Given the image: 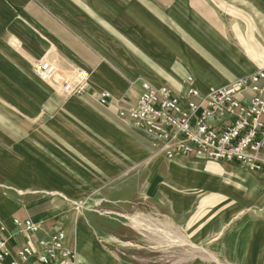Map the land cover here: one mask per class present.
Returning a JSON list of instances; mask_svg holds the SVG:
<instances>
[{
  "label": "crops",
  "instance_id": "obj_1",
  "mask_svg": "<svg viewBox=\"0 0 264 264\" xmlns=\"http://www.w3.org/2000/svg\"><path fill=\"white\" fill-rule=\"evenodd\" d=\"M177 46H182L184 81L180 90L173 88L175 93L188 78L206 94L263 69L264 0H0V236L12 259L25 246L39 253L38 240L53 229L46 224L44 231L31 235L15 226L12 215L24 221L28 214L11 201L7 189H63V175L44 166L43 143L51 147L53 142L78 141V136L71 138V121H77L86 132L75 150L83 161L94 163L96 158L85 136L103 139L107 127L121 144L118 151L130 161L100 169L97 180L89 173L86 183L74 181L67 187L88 188V215L92 206L110 208L111 199L123 197L124 174L139 173L135 164L145 162L139 170L145 175L146 197L162 199L168 212L181 218L182 232L195 246L211 241L209 250L218 264H264V215L249 213L264 210V179L226 163L210 166L154 157L143 135L117 116V106L134 104L139 79L167 86L154 81V62L165 69L178 55ZM40 61L54 63L67 75L75 68L88 71V91L65 100L35 77ZM101 92L111 96L107 105L99 104ZM113 111L115 118H108ZM67 196L77 197L73 192ZM49 199L38 198L34 207L40 210ZM85 217L73 243L68 242L73 225L69 222L61 231L78 264H123L117 254L122 248L102 245L92 217ZM36 255L25 264H37ZM199 259L182 264H205Z\"/></svg>",
  "mask_w": 264,
  "mask_h": 264
},
{
  "label": "built area",
  "instance_id": "obj_2",
  "mask_svg": "<svg viewBox=\"0 0 264 264\" xmlns=\"http://www.w3.org/2000/svg\"><path fill=\"white\" fill-rule=\"evenodd\" d=\"M34 72L64 98L81 96L89 89L90 75L83 69L68 78L54 63L41 62ZM192 82L186 79L185 88L175 93L167 86L141 81L134 104L117 106V116L143 135L154 157L226 163L264 179V68L206 94ZM110 99L108 92L98 97L103 106ZM13 223L27 234L41 231L30 219ZM38 243L39 253L25 246L12 259L7 241L0 237V264L5 260L25 264L36 254L37 264H78L76 251L65 246L62 232Z\"/></svg>",
  "mask_w": 264,
  "mask_h": 264
},
{
  "label": "rangeland",
  "instance_id": "obj_3",
  "mask_svg": "<svg viewBox=\"0 0 264 264\" xmlns=\"http://www.w3.org/2000/svg\"><path fill=\"white\" fill-rule=\"evenodd\" d=\"M174 50L178 55L174 60L170 61L165 69L162 67L163 63L154 62L153 79L154 81L162 80L164 82L162 84L178 91L184 81L182 79V55H179L180 53L182 54V46H177ZM41 62L49 61H40L37 64ZM77 69L82 70L81 68H75L71 75L61 71L68 78H72L74 71ZM38 81L40 80L38 79ZM141 81L149 80L141 78L138 80L139 84ZM60 116H64V114H60ZM107 117L115 118L114 111L113 113H108ZM71 124L74 130V136H71V138L78 136V141L53 142L51 147L44 142L42 150L44 166L51 167L63 175L62 186L64 188L52 191L32 189L27 192L11 187H8L10 190L7 189V194L10 195L11 201L19 203L26 211V214H28L24 218L25 220L36 221L35 223L40 224L43 231L46 224L50 225L53 230L49 233L47 232L48 236L63 231V227L70 222L69 225L71 227L73 225V229L70 235L71 239L70 241L68 239V242L73 243L76 231H83V215L85 214V218L92 217L93 220L90 219V223L93 225L96 234L103 237L97 240H101L102 245L108 246L112 250L115 247H121V253L118 252L117 254L123 264H182L183 262L195 261V259L199 258L205 264H218V259L209 250L212 246L211 241H207L206 245H204L206 248L197 244L195 246L193 238L189 237L187 232H182L179 222L181 218L169 213L167 207L163 206L162 199L146 197L148 194L143 187L145 175L141 174L139 170V167L143 166L145 162L135 164L139 173L134 171L133 174H124L123 179L126 181V185L122 190L123 197L118 200L111 199V203L108 204L110 208L99 205L92 206V213L88 215V204L84 203L85 195H89L88 188L67 190V187L71 188L74 185V181L79 184L86 183L88 180H85V177L89 173L94 174L93 179L97 180L100 169L116 165H129L130 161H127L125 156L118 151L121 148V144L118 138H114L113 132L109 130V127H107V136L103 139L95 135L85 136L90 145V152L96 154V158L94 163L83 161L75 150H78L77 145L80 144V141L82 142V135L86 132L79 122L71 121ZM110 127L113 131L116 129L115 126ZM58 129L60 133L63 132L61 127ZM27 148L30 147L27 146ZM31 149L35 150V147L32 146ZM150 158L153 159L154 157L150 155ZM191 162L210 166L222 165L207 161L192 160ZM73 164L75 165L74 168ZM131 181H133L132 185H130ZM69 192H73L77 197L75 199L69 198L67 196ZM43 196L50 197V199L39 210V206L35 208L34 203ZM56 200L59 203L53 205L51 202H56ZM249 213L254 216L264 215V210L261 212L252 210ZM71 216L73 220L75 218V223L70 221ZM41 217H43V220L39 222L38 220ZM65 217L69 219L68 222H64ZM19 218L20 216L12 215L10 220ZM100 230H105V233L102 234ZM199 261L201 260L199 259Z\"/></svg>",
  "mask_w": 264,
  "mask_h": 264
}]
</instances>
